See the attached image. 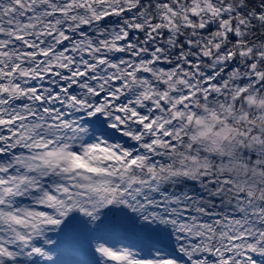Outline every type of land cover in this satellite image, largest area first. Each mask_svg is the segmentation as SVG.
Masks as SVG:
<instances>
[{
	"label": "snow or ice",
	"instance_id": "1",
	"mask_svg": "<svg viewBox=\"0 0 264 264\" xmlns=\"http://www.w3.org/2000/svg\"><path fill=\"white\" fill-rule=\"evenodd\" d=\"M0 264H264V0H0Z\"/></svg>",
	"mask_w": 264,
	"mask_h": 264
}]
</instances>
